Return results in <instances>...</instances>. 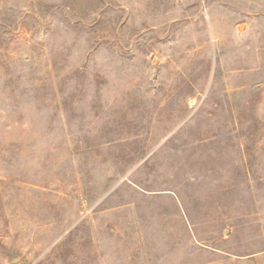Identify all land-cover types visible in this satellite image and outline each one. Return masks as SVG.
Returning a JSON list of instances; mask_svg holds the SVG:
<instances>
[{
  "label": "rangeland",
  "instance_id": "rangeland-1",
  "mask_svg": "<svg viewBox=\"0 0 264 264\" xmlns=\"http://www.w3.org/2000/svg\"><path fill=\"white\" fill-rule=\"evenodd\" d=\"M0 264H264V0H0Z\"/></svg>",
  "mask_w": 264,
  "mask_h": 264
}]
</instances>
